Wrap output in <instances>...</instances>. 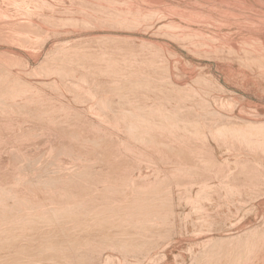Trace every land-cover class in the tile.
Wrapping results in <instances>:
<instances>
[{"label":"rangeland","instance_id":"rangeland-1","mask_svg":"<svg viewBox=\"0 0 264 264\" xmlns=\"http://www.w3.org/2000/svg\"><path fill=\"white\" fill-rule=\"evenodd\" d=\"M81 1L0 0V264H263L264 93Z\"/></svg>","mask_w":264,"mask_h":264},{"label":"bare ground","instance_id":"bare-ground-1","mask_svg":"<svg viewBox=\"0 0 264 264\" xmlns=\"http://www.w3.org/2000/svg\"><path fill=\"white\" fill-rule=\"evenodd\" d=\"M81 2L84 3V5L86 4L87 8H91L92 10L97 11L98 13L102 12L103 14H108V15L114 16L115 19L124 20V21L128 22L126 24L127 26L132 25V27L135 29H144L146 32H149L152 37H158L159 39L156 41L155 40L147 41V43L153 44L154 49L158 52V54L154 55V57H153V54H154V52H153L152 57H149V60L145 61V63H147V62L150 63L149 64L150 66H151V63L155 64L154 67L156 68V65H157L156 62H161V65L163 64V62H166L167 66L164 64L166 67H164V65H163L162 68L160 67L157 69H159V71H161L163 74L169 75V77L171 79V88H172V91L175 93L180 92V93L185 94V91L188 90V87L190 88L189 83L191 81L198 80L197 78H201L203 75L209 76L208 80L210 83H212V81H210V80L214 79V83H212V84L215 87H219L223 92H227V89L225 87H223L221 84L219 86L218 80L221 76H223L229 80H239L240 79L242 81H248L251 84V86H250L251 91L258 92V93L259 92L264 93V0H82ZM81 2H79V3H81ZM45 11H47V10H45ZM71 20H73V19H71ZM91 21H92V19H91ZM50 22H51V20H50ZM68 22L69 21H66V23H68ZM72 22H74V20ZM77 24H79V23H77ZM80 25L82 26V24H80ZM164 30H165V33L163 34L162 31H164ZM163 40L165 42H163ZM138 50H137L136 54L140 53V55H141L142 53L138 52ZM147 51H149V50H147ZM164 52L170 53L173 59H170L167 55H164ZM127 54H129V53H127ZM136 54H134V55H136ZM134 55L132 54V57H134ZM141 57H140V60H141ZM142 58H147V57L143 56ZM0 61H2V59H0ZM8 61L9 60H7V62ZM134 61H136V59H134ZM140 64L143 65V62L139 63V65ZM146 71L148 72V70H146ZM150 72H152L151 74L155 73L154 70L153 71L151 70ZM166 79H167V77H166ZM202 80H203V78H202ZM215 81H216V83H215ZM194 85H196V84H194ZM206 85H207V83H206ZM200 86H201V82H200ZM169 87H170V85H168V88ZM211 87H212V85H211ZM203 88H205V87H203ZM214 88H213V90H214ZM191 89H193V88H191ZM199 89H200V87H199ZM188 92H190V91H188ZM260 98L264 99L263 96ZM220 105H222V104H220ZM215 107H217L216 103H215ZM223 108H224V104H223ZM230 112H231V110H230ZM218 116H219V114H218ZM258 117H260V116H258ZM214 118H215V116H214ZM249 123H254V122H251L250 120H248V125H249ZM256 123H258L259 125L260 124L262 125V126L260 125V130L261 129L264 130V122L257 121ZM255 124L252 126H255ZM234 125H235V123H234ZM236 125H237V123H236ZM250 127H251V125H250ZM10 128H12V127H10ZM84 128L87 129V127H84ZM252 128H254V127H252ZM255 128H257V127H255ZM82 129L80 128V130H82ZM85 129H83L82 133L84 132ZM257 129L259 130V128H257ZM250 131H249V134H250ZM247 133H248V131H247ZM78 134L79 133H77V135ZM80 135H82V134L80 133ZM11 136H13V134ZM244 136H242V137H244ZM235 137H233V138H235ZM50 140H52V139H50ZM26 141H28V140H26ZM26 141H25V143H26ZM79 141H80V139H79ZM30 142H32V141H30ZM18 143H21V142H18ZM53 143L50 142L51 145ZM73 143L74 142H72V144ZM6 144H8V141L6 142ZM112 144H115V143L113 142ZM112 148H114V147L112 146ZM115 150L117 153L118 150L117 149H115ZM123 152H125V151H123ZM125 153H127V152H125ZM2 154H3V152H2ZM24 154H25V156L28 155L27 153H24ZM30 154H33V153H30ZM30 154H29V156H30ZM107 158H110V156L108 155ZM117 158H119V157H117ZM214 161L215 160H213V162ZM23 162H25V160ZM10 163H12V162H10ZM10 163H9V165H10ZM255 163H256V161H255ZM7 164H8V162H7ZM127 165H129V164H127ZM130 165H131V163H130ZM9 167H11V166H9ZM126 170H129V169L126 168ZM8 171H5L4 174L8 173ZM14 173H16V172L14 171ZM6 175L8 176V174H6ZM124 175L125 174H123V176ZM7 179L8 178H6V180ZM0 180H2V178ZM210 180H211V178H210ZM143 183H144V181H143ZM250 234H251V232H250ZM235 238H236V236H235ZM238 238H239V236H238ZM228 239L230 240V238H228ZM233 240H234V238H233ZM64 241H66V240H64ZM62 243H64V242H62ZM222 244H225V242ZM241 245H242V243H241ZM262 246H264V245H262ZM255 248H256V246H255ZM234 254H235V252H234ZM250 254L252 255V253H250ZM235 260H236V258H235ZM201 262H202V260H201ZM218 263H219V261H218Z\"/></svg>","mask_w":264,"mask_h":264}]
</instances>
